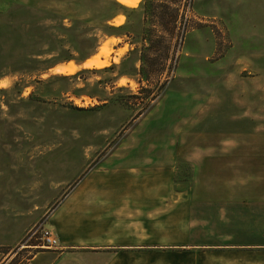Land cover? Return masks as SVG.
<instances>
[{
	"label": "rangeland",
	"instance_id": "1",
	"mask_svg": "<svg viewBox=\"0 0 264 264\" xmlns=\"http://www.w3.org/2000/svg\"><path fill=\"white\" fill-rule=\"evenodd\" d=\"M159 140L177 142L161 177ZM163 176L201 185L174 244L264 250V0H0V264H36L56 248L41 226Z\"/></svg>",
	"mask_w": 264,
	"mask_h": 264
},
{
	"label": "crops",
	"instance_id": "2",
	"mask_svg": "<svg viewBox=\"0 0 264 264\" xmlns=\"http://www.w3.org/2000/svg\"><path fill=\"white\" fill-rule=\"evenodd\" d=\"M154 144L157 146L155 153L165 156L161 159L166 160L157 165L161 172L158 176L161 177L164 171L173 173V145L177 142L159 140ZM168 145L172 148L168 149ZM181 157L195 158L185 156V153ZM197 158L200 162L201 145ZM199 166L201 171V162ZM162 178L163 181L156 185H134L112 191L117 195L94 202L75 222L61 218L52 221L59 244L54 249L40 252L36 264H264L262 248H245L231 243L208 246L202 240V230L201 243L174 244V212L191 202L200 205L201 185L180 191L166 176ZM160 217L165 218L166 225L165 232L161 229V233L158 232ZM186 222L190 223L189 220ZM230 240L244 238L227 239ZM160 241H165V245Z\"/></svg>",
	"mask_w": 264,
	"mask_h": 264
},
{
	"label": "bare ground",
	"instance_id": "3",
	"mask_svg": "<svg viewBox=\"0 0 264 264\" xmlns=\"http://www.w3.org/2000/svg\"><path fill=\"white\" fill-rule=\"evenodd\" d=\"M118 1L128 6H135L139 2V0H118ZM102 50H105V47L102 48ZM98 58H99L98 56L93 57L88 62H86L84 66L86 67L96 66V67L101 68L107 65L106 61H100ZM55 70L56 72H59V73L70 74L76 70V66L74 64L62 65V66L56 67Z\"/></svg>",
	"mask_w": 264,
	"mask_h": 264
},
{
	"label": "built area",
	"instance_id": "4",
	"mask_svg": "<svg viewBox=\"0 0 264 264\" xmlns=\"http://www.w3.org/2000/svg\"><path fill=\"white\" fill-rule=\"evenodd\" d=\"M39 231V239L41 241L42 247L54 248L58 246V241L55 234L47 227L41 226ZM36 232H32L31 236H34Z\"/></svg>",
	"mask_w": 264,
	"mask_h": 264
},
{
	"label": "trees",
	"instance_id": "5",
	"mask_svg": "<svg viewBox=\"0 0 264 264\" xmlns=\"http://www.w3.org/2000/svg\"><path fill=\"white\" fill-rule=\"evenodd\" d=\"M87 58V57H86Z\"/></svg>",
	"mask_w": 264,
	"mask_h": 264
}]
</instances>
